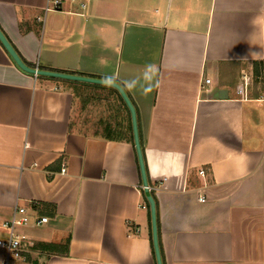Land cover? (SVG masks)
<instances>
[{
  "label": "crops",
  "instance_id": "crops-1",
  "mask_svg": "<svg viewBox=\"0 0 264 264\" xmlns=\"http://www.w3.org/2000/svg\"><path fill=\"white\" fill-rule=\"evenodd\" d=\"M0 29L29 67L124 88L164 264H264V0H0ZM253 61L254 95L226 77ZM110 88L26 73L0 44V239L15 209L47 218L17 227L29 244L0 264H156Z\"/></svg>",
  "mask_w": 264,
  "mask_h": 264
},
{
  "label": "water",
  "instance_id": "water-1",
  "mask_svg": "<svg viewBox=\"0 0 264 264\" xmlns=\"http://www.w3.org/2000/svg\"><path fill=\"white\" fill-rule=\"evenodd\" d=\"M0 44L5 49V51L8 53V55L10 56L12 61L16 64V66L20 70L26 73L36 74L37 76H46V77H52V78H58V79L77 80V81H84V82H89V83L107 85L108 87H111L118 92L125 106L127 107L129 111V115H130L133 146H134L138 168L140 172L142 189L144 190L145 198L148 203V211H149V217H150L151 243H152L153 253L155 257V262L156 264H162L159 246H158V238H157L155 202L149 193V187L147 183V177L145 173L142 150H141L139 134H138L136 110H135V107L132 101L130 100L126 91L124 90V88L118 82L113 81V80H104V79L87 77V76H78V75H73V74H68V73H63V72L34 69L32 67H29L19 57V55L17 54V52L15 51L11 43L8 41L4 33L1 31V29H0Z\"/></svg>",
  "mask_w": 264,
  "mask_h": 264
},
{
  "label": "built area",
  "instance_id": "built-area-1",
  "mask_svg": "<svg viewBox=\"0 0 264 264\" xmlns=\"http://www.w3.org/2000/svg\"><path fill=\"white\" fill-rule=\"evenodd\" d=\"M34 69H38V65L36 64ZM36 75V74H34ZM210 80L205 79V84H209ZM66 170V161L63 159L60 163V171L59 173L63 174ZM197 174L204 178L207 175V172L204 168H199ZM150 189V188H149ZM200 202L205 201L203 196L198 197ZM14 216L10 221L3 222L1 224L2 228L7 231V237L4 239H0V248L4 249L6 252V260L8 258H21L23 251H25L26 247L29 244V239L22 233L16 232L17 227L24 226H37L39 224L47 222L46 217H40L34 222L30 220L29 216H27L24 208H18L14 211ZM136 232V229L130 230V232Z\"/></svg>",
  "mask_w": 264,
  "mask_h": 264
},
{
  "label": "trees",
  "instance_id": "trees-1",
  "mask_svg": "<svg viewBox=\"0 0 264 264\" xmlns=\"http://www.w3.org/2000/svg\"><path fill=\"white\" fill-rule=\"evenodd\" d=\"M251 64H252V67H253L252 68V75H253L254 79L255 78H259L260 79V83H261L262 82V76H263V63L261 61L260 62L259 61H253ZM106 79L115 81L112 78H106ZM110 89L113 90L118 95L119 100H120V103L123 106V109H124V111L126 112V114L128 116V125H127L126 133L124 131L122 132V134L125 133L127 137H123V138H128V141L133 145L129 111H128L127 107L125 106L122 98L118 94V92L115 89H113V88H110ZM136 118H137V116H136ZM137 126H138V121H137ZM138 130H139V127H138ZM141 150H142L143 162H144V167H145V173H146V177H147V183H148V186L149 187H152L151 182H150V180L148 178L147 167H146V162H145V158H144L142 146H141ZM140 191H141V195H142V200L144 202V206L148 210V203H147V200L145 198L144 190L141 188ZM149 193H150V195L152 196V198L154 199V202H155L158 246H159V251H160V256H161L162 264H164V262H163L162 248H161V244H160L159 219H158V204H157V200H156V197H155V194H154V190L152 188L149 189ZM43 247H45V248L47 247L48 249L50 248L52 250L54 248H58V245H55V244H47V245H43Z\"/></svg>",
  "mask_w": 264,
  "mask_h": 264
},
{
  "label": "rangeland",
  "instance_id": "rangeland-1",
  "mask_svg": "<svg viewBox=\"0 0 264 264\" xmlns=\"http://www.w3.org/2000/svg\"><path fill=\"white\" fill-rule=\"evenodd\" d=\"M249 67H252V65L247 63L234 64V66L228 69L229 71L227 72L226 77L231 84L235 83L234 86H238L241 91H244L246 87L249 88L251 86L252 91L250 92V94L254 95L258 91L260 79H254L252 71L249 69ZM31 234L34 237L36 236L35 232Z\"/></svg>",
  "mask_w": 264,
  "mask_h": 264
}]
</instances>
